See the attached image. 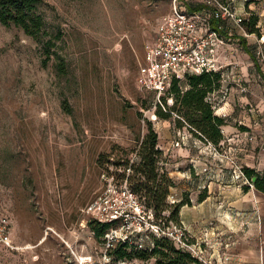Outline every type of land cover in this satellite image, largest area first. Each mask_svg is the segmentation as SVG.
<instances>
[{
    "label": "rangeland",
    "instance_id": "374dc122",
    "mask_svg": "<svg viewBox=\"0 0 264 264\" xmlns=\"http://www.w3.org/2000/svg\"><path fill=\"white\" fill-rule=\"evenodd\" d=\"M172 7L173 0H41L46 32L37 36L0 21V215L10 218L14 245L0 246V264H75L77 254L100 256L103 240L83 209L111 177L152 201L138 186L148 178L136 169L150 124L158 144L170 140L157 160L158 181L170 190L158 214L166 226L185 229L175 197L190 199L191 191L180 180L205 182L208 156L222 167L227 146L203 145L199 173L184 171L175 140L185 146L184 129L191 128L180 124L184 116L169 109L167 97L137 83L146 45Z\"/></svg>",
    "mask_w": 264,
    "mask_h": 264
},
{
    "label": "crops",
    "instance_id": "0c3cea01",
    "mask_svg": "<svg viewBox=\"0 0 264 264\" xmlns=\"http://www.w3.org/2000/svg\"><path fill=\"white\" fill-rule=\"evenodd\" d=\"M192 2L189 9L192 4H200ZM236 5L255 11L260 32H249L246 36L236 27L231 41L219 50L221 59L233 63L243 74V80L232 84L228 95L215 106V112L227 119L221 126L227 160L220 167L208 156L205 182L182 177L180 185L190 189L191 203L180 207L179 218L191 242L204 247V259L209 264H264V191L254 183L235 179L231 161L236 157L264 176V37L260 38L264 35L261 24L264 0L245 3L237 0ZM222 24L225 33L230 34L225 21ZM169 144L170 140L165 139L159 145L164 148ZM203 145L210 151L215 149L212 143L192 134L188 144L176 147V163L184 164L187 173L197 175L201 162L199 148ZM201 191L203 197L198 199ZM175 199L181 200L182 195Z\"/></svg>",
    "mask_w": 264,
    "mask_h": 264
},
{
    "label": "built area",
    "instance_id": "2783aa9c",
    "mask_svg": "<svg viewBox=\"0 0 264 264\" xmlns=\"http://www.w3.org/2000/svg\"><path fill=\"white\" fill-rule=\"evenodd\" d=\"M194 1L201 6L190 10V0H173L171 11L160 19L155 36L146 45L137 83L162 94L168 90L175 77L184 78L187 73L217 71L221 74V85L207 96L216 106L228 95L232 84L243 80L242 72L233 63L221 59L220 47L231 41L232 31L236 27L247 36L249 32L246 21L256 13L245 5L237 6V0ZM246 1L243 0V3ZM213 21L219 22V29L213 26ZM222 21H225L230 34L224 32ZM256 26H260L258 22ZM191 135V132L185 133L187 140L183 141L184 144H188ZM220 144H223L222 141ZM175 145L181 146L182 141L175 140ZM231 161L233 177L241 183L252 184L243 170L244 164L236 157H232ZM83 210L93 219L110 223L111 226L103 235L101 255L77 254L75 264H133L132 259L116 258L111 250L121 242L152 249L154 235L169 237L177 247L189 250L209 264L202 258L201 246L186 240V228L180 224L170 228L157 219L153 209L146 207L126 180L118 181L111 177ZM10 225V218L0 215V246L14 247Z\"/></svg>",
    "mask_w": 264,
    "mask_h": 264
},
{
    "label": "trees",
    "instance_id": "16d2710c",
    "mask_svg": "<svg viewBox=\"0 0 264 264\" xmlns=\"http://www.w3.org/2000/svg\"><path fill=\"white\" fill-rule=\"evenodd\" d=\"M41 0H0V21L4 24L14 23L24 29L27 34L37 36L45 33V24L43 15L37 10ZM193 3V2H192ZM200 4L190 5V9H197ZM259 17L252 14L246 21V26L250 32H260L256 26ZM215 28H220L218 21H213ZM221 74L217 71H204L201 73H187L184 78L175 77L165 93H162L170 100L169 105L173 106L169 109L176 110L182 114V119L178 118L180 124L187 122L192 134L197 135L201 139L219 146L223 139L221 126L227 122L226 117L215 112L214 104L207 98L208 94L218 89L221 85ZM166 101V100H165ZM159 116L167 117L170 111L156 110ZM190 130V131H191ZM163 149L158 144V132L150 124L149 130L141 143L140 162L136 167L138 171L148 178L139 185H144L146 195L152 201L146 202L137 189L132 188L142 199L147 208H152L157 219L161 220L158 214L160 206L163 205V199L169 194V184L162 185L158 181L157 160ZM245 174L251 179L252 183L264 191V176L256 172L254 169L244 165ZM256 179L253 180V177ZM152 180L151 183L149 181ZM118 181H123L120 179ZM248 186V185H247ZM245 186V187H247ZM203 194L200 196V199ZM190 199H181L176 203V211L179 212L180 207ZM177 220L179 219L176 218ZM179 221V220H178ZM95 233L103 238L110 223L92 220ZM154 246L152 249L138 248L129 242L118 243L111 252L116 258L134 259L136 255H155L157 257L156 264H206L199 257L193 255L189 250L177 247L173 241L165 236H153Z\"/></svg>",
    "mask_w": 264,
    "mask_h": 264
},
{
    "label": "water",
    "instance_id": "95a60500",
    "mask_svg": "<svg viewBox=\"0 0 264 264\" xmlns=\"http://www.w3.org/2000/svg\"><path fill=\"white\" fill-rule=\"evenodd\" d=\"M253 179L255 180L256 179V176H254Z\"/></svg>",
    "mask_w": 264,
    "mask_h": 264
},
{
    "label": "bare ground",
    "instance_id": "6f19581e",
    "mask_svg": "<svg viewBox=\"0 0 264 264\" xmlns=\"http://www.w3.org/2000/svg\"><path fill=\"white\" fill-rule=\"evenodd\" d=\"M153 116H156L155 114Z\"/></svg>",
    "mask_w": 264,
    "mask_h": 264
}]
</instances>
